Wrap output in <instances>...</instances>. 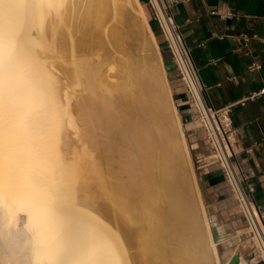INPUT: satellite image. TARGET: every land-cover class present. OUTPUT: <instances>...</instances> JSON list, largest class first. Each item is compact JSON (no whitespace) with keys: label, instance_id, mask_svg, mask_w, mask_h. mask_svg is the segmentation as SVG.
I'll return each instance as SVG.
<instances>
[{"label":"bare ground","instance_id":"bare-ground-1","mask_svg":"<svg viewBox=\"0 0 264 264\" xmlns=\"http://www.w3.org/2000/svg\"><path fill=\"white\" fill-rule=\"evenodd\" d=\"M197 148L140 0H0V264H221Z\"/></svg>","mask_w":264,"mask_h":264},{"label":"crops","instance_id":"crops-1","mask_svg":"<svg viewBox=\"0 0 264 264\" xmlns=\"http://www.w3.org/2000/svg\"><path fill=\"white\" fill-rule=\"evenodd\" d=\"M140 1L150 15L149 24L158 42L168 81L175 95L183 98L163 35L146 0ZM166 1L191 48L213 105L216 108L232 106L237 159L254 186L255 199L264 213V10L257 5L264 0ZM178 110L183 120L196 123L186 106ZM202 194L213 216L209 220L218 227L222 237L242 244L247 242L243 216L218 166L207 168ZM242 253L244 264H254L253 248L243 249Z\"/></svg>","mask_w":264,"mask_h":264},{"label":"built area","instance_id":"built-area-1","mask_svg":"<svg viewBox=\"0 0 264 264\" xmlns=\"http://www.w3.org/2000/svg\"><path fill=\"white\" fill-rule=\"evenodd\" d=\"M155 23L163 35L167 50L178 75V86L183 98L173 92L177 108L186 106L197 123L208 155L199 163L204 168L218 166L231 197L239 206L246 226V237L253 244V252L264 264V213L255 199V189L249 183L237 159L236 136L231 117L232 106L216 108L208 94L199 68L195 64L191 48L187 45L180 26L174 19L166 0H146ZM179 102V103H178Z\"/></svg>","mask_w":264,"mask_h":264},{"label":"rangeland","instance_id":"rangeland-1","mask_svg":"<svg viewBox=\"0 0 264 264\" xmlns=\"http://www.w3.org/2000/svg\"><path fill=\"white\" fill-rule=\"evenodd\" d=\"M141 3H142V5L146 11L147 19H148L149 23H151L150 22L151 21L150 15L148 14V12L146 10V6L143 4V2H141ZM112 4H113L112 1H110V7L108 10L107 19L103 23V27L101 30V36L98 35V37L95 38L96 40H94L96 43H98V44H96L94 42L95 43L94 46L96 48L94 53H97V55H95L94 57L97 58V60L98 59L100 60L102 58L105 59V62L111 67V70H110L109 66H107L106 71L110 70V71H107V73H109V74L111 73L110 75L115 76L113 78H112V76H110L111 78H109V80H112L113 82L115 81V83H117L120 81L123 82L122 80H124V77H122V76H124L123 74L126 73V70L124 68V60L126 58H128L129 56L139 57L140 55H142L144 53L148 54V52H146L145 50H141L142 48L138 42H135V43L131 42L127 38V35L125 33L127 31L126 24L122 21H119V22L115 21ZM83 7H84L83 5L78 7V10H79L78 12L82 11ZM116 24H118V25L116 26ZM114 27L118 28V30H120V35H121V40L117 44L111 39L112 37H109V34L111 32V28H114ZM120 43L123 44V46ZM118 44H119V46L120 45L121 46L119 47ZM123 53H124V55H123ZM106 55H108L109 57L107 58ZM122 66H123V68H122ZM118 73H119L120 78L118 77ZM118 79H120V80H118ZM170 85H171V83H170ZM171 88H172V86H171ZM172 91H173V88H172ZM173 99L175 100L174 96H173ZM174 103L176 105L175 101H174ZM176 107H177V105H176ZM181 122H182V129L184 131V134H185L187 140L189 138L190 141H194L197 143L198 148L196 150H194V154L196 155V160L198 161V159H200V158H201V160H204L206 158V156L208 155V149H207V146L205 145V142L203 140L201 131L197 129L198 128L197 123L191 124V122H186L182 118H181ZM201 160H199L197 162L200 169L196 170V174L198 176V183L200 184L199 187H200V191H201L200 192L201 199H202V202L205 206L207 218L209 219L210 217H213V216H212L208 206H206V201L204 200V197L202 194V182H203L204 174H205L207 168H204L205 165H202V163L201 164L199 163ZM102 209H104V207H102ZM209 222H210V220H209ZM212 238H213V236H212ZM221 241H222L221 243H219V244L217 243V250H218V254H219L221 264H225L230 259L232 254L242 252L244 247H247L248 250H251V248L253 247V244L250 240H248L247 242L242 244V243H238L236 240L228 239V238L225 239V237H222ZM252 262L254 264L255 263L262 264L260 262L259 257L255 254H253V261Z\"/></svg>","mask_w":264,"mask_h":264},{"label":"water","instance_id":"water-1","mask_svg":"<svg viewBox=\"0 0 264 264\" xmlns=\"http://www.w3.org/2000/svg\"><path fill=\"white\" fill-rule=\"evenodd\" d=\"M210 226H211L213 240L218 244L221 243L222 235L220 233V230L213 222L210 223ZM227 264H241V253H237L233 255Z\"/></svg>","mask_w":264,"mask_h":264},{"label":"trees","instance_id":"trees-1","mask_svg":"<svg viewBox=\"0 0 264 264\" xmlns=\"http://www.w3.org/2000/svg\"><path fill=\"white\" fill-rule=\"evenodd\" d=\"M257 5L259 6V8H260V6H263V10H264V3H258ZM262 12L264 13V11H262Z\"/></svg>","mask_w":264,"mask_h":264}]
</instances>
